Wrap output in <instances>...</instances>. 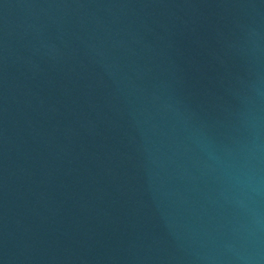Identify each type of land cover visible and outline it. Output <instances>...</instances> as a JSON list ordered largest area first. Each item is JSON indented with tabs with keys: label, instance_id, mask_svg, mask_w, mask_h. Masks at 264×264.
Listing matches in <instances>:
<instances>
[{
	"label": "water",
	"instance_id": "water-1",
	"mask_svg": "<svg viewBox=\"0 0 264 264\" xmlns=\"http://www.w3.org/2000/svg\"><path fill=\"white\" fill-rule=\"evenodd\" d=\"M0 264H264V0H0Z\"/></svg>",
	"mask_w": 264,
	"mask_h": 264
}]
</instances>
